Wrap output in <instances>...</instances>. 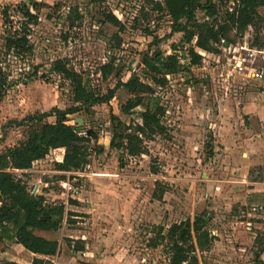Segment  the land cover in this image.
<instances>
[{
	"label": "rangeland",
	"instance_id": "374dc122",
	"mask_svg": "<svg viewBox=\"0 0 264 264\" xmlns=\"http://www.w3.org/2000/svg\"><path fill=\"white\" fill-rule=\"evenodd\" d=\"M21 1L0 0L1 66L7 75L0 98V154L30 131L31 124L17 126L13 120L81 104L74 100L69 81L51 70L56 59H65L101 95L115 86L117 72L123 80L134 71L150 81L139 63L141 51L160 48L164 55L175 52L184 57L182 63L188 62L191 45L183 43L182 33L170 34V16L154 11L151 0H37L31 9L37 20L28 25L31 49L6 52L7 32L21 33L27 20L14 9ZM257 8L263 19L246 32L253 37L257 33L264 47V5ZM6 11L12 31L3 25ZM196 19H204L202 10L196 11ZM116 34L122 38L119 46ZM110 59L115 60L114 72L103 78L100 66ZM216 59L208 53L199 67L170 74L163 87L154 86L165 108V132L145 141L144 154L129 156L109 147L111 113L127 121L138 119L136 113L128 116L120 110L130 97L125 89L118 88L109 103L68 115L69 124L82 119L80 130L91 129L97 139L90 141L83 175H76L79 199L70 198L67 204L77 214L76 222L58 230L63 243L58 258L64 264H168L166 245L152 247L150 239L160 226L165 231L201 213L209 217L213 238L205 249H196L200 264H264V97L237 79L225 91L221 58L220 64ZM44 121L53 122L55 116ZM63 152L50 150L16 175L28 188L47 181L46 198L64 201L62 173L54 170ZM64 175L72 180L73 174ZM68 239L84 240L87 255L72 252Z\"/></svg>",
	"mask_w": 264,
	"mask_h": 264
},
{
	"label": "trees",
	"instance_id": "16d2710c",
	"mask_svg": "<svg viewBox=\"0 0 264 264\" xmlns=\"http://www.w3.org/2000/svg\"><path fill=\"white\" fill-rule=\"evenodd\" d=\"M228 0H151L152 9L156 12H167L172 21L171 32L182 33L183 43L190 44L187 51V63H182L181 54L175 52L164 55L160 48L153 52L149 50L139 53V63L145 67V73L150 79L147 81L134 71L129 78L123 80L116 73L118 80L106 94H97L87 80H82L79 74L68 65L65 59L53 61L51 70L69 81L73 86L74 100L81 104L66 109L51 108L49 111L27 115L21 120H13L17 126L31 124L27 138L18 145L8 146L0 154V232L1 239H17L27 250L32 252L31 264H53L49 257L55 256L59 250V243L35 233V230L58 231L64 221L75 223L73 218L77 214L68 209L63 201H48L43 193L32 194L27 182L18 177L13 169L26 170L32 164L43 159L50 150L64 148L62 159L54 162V170L70 172L83 170L89 162L90 141L97 139V133L88 136L80 130V126L69 124L68 115L82 109L87 110L95 104L109 103L118 88L125 89L130 97L120 106L123 114L131 116L137 114L138 119H122L117 114H110L111 138L109 147L122 151L125 155L137 156L146 153L145 141L165 132L162 117L165 108L156 96L155 88L163 87L170 74L189 71L192 67H199L203 56L198 49L206 52H218L220 38L231 40L232 32L242 34L248 26H253L263 18L257 5H264V0H238V11L231 13L220 7ZM37 0H22L15 11L20 12L27 20L23 22L22 32L13 30V21L9 13H3V25L12 32H7L5 38L6 52L22 54L31 49L28 44V25L37 20L32 8L37 7ZM225 7V6H224ZM204 12V19H196V11ZM108 20L124 30V24L114 15L108 14ZM116 46L121 43V37L116 34ZM258 43V37L255 38ZM176 50V48H173ZM2 50L0 49V98L7 85V75L1 66ZM115 60L110 59L100 66L103 78L114 72ZM141 107L142 110L136 109ZM55 116V121L47 122L45 118ZM103 147L98 149L102 151ZM23 173V172H22ZM65 179V175H59ZM75 200V199H73ZM75 203V201H71ZM209 217L205 213L198 214L191 221L189 218L171 224L165 231L158 228L156 236L150 239V246L157 247L165 244L168 251V264H200L196 249L203 250L211 244L212 234L207 229ZM72 252L84 249V240L68 239ZM73 242V244L71 243ZM0 264H18L15 261H3Z\"/></svg>",
	"mask_w": 264,
	"mask_h": 264
},
{
	"label": "built area",
	"instance_id": "2783aa9c",
	"mask_svg": "<svg viewBox=\"0 0 264 264\" xmlns=\"http://www.w3.org/2000/svg\"><path fill=\"white\" fill-rule=\"evenodd\" d=\"M239 5L240 3L238 0H228L225 5V10L236 14ZM249 27L251 26H248V28ZM246 30L242 34H237L233 31L232 39L229 41H227L225 37H221L218 52L205 51L204 54H200L205 57L209 53L213 59L217 57L216 60L219 64L221 58L222 68L219 76L221 77L225 91H229L233 86V82L237 79L244 84H252L259 91V94L264 97V47L259 46V42L255 43V38L258 37L257 33L253 37L252 34L246 32ZM211 76L212 74L210 77ZM13 171L16 174L18 172L22 173V171L18 169H13ZM80 171L81 170L64 172V174H73L72 180H70V176H67L60 182V186L63 189L62 194L65 196L63 202L66 206L70 198L75 200L79 199L80 190L75 179L76 175H83ZM29 191L32 194L37 193L34 187L29 188ZM76 217L77 216H74L73 218ZM81 253L83 256L87 255L85 250L81 251Z\"/></svg>",
	"mask_w": 264,
	"mask_h": 264
},
{
	"label": "crops",
	"instance_id": "0c3cea01",
	"mask_svg": "<svg viewBox=\"0 0 264 264\" xmlns=\"http://www.w3.org/2000/svg\"><path fill=\"white\" fill-rule=\"evenodd\" d=\"M258 6H261V5H257L256 7H258ZM198 51L201 54H204V52H205L204 50H201V49H199ZM56 149H64V148H56ZM61 159H58L57 161H60ZM26 170H28V169H26ZM26 170H23V171H26ZM57 172H59V171H57ZM59 173H62V172H59ZM63 174H64V172L61 175H63ZM46 185H48L47 181H45L44 183L43 182L41 183V181L39 180L38 182H35L34 188L36 189L37 193H43L44 194V192L46 190H44L43 187ZM42 189H43V191H42ZM64 222L65 223H63V226L65 224H67V225L74 224V223H67L66 220ZM63 226H62V228H63ZM62 228L59 230H63ZM35 233L40 235V236L49 238V239L57 240L59 243L58 253L61 250V248L63 247L62 234H58V231L35 230ZM54 233H56L57 235L54 236ZM59 233H61V232H59ZM83 250H85V245H84V249H82L78 252H81ZM58 253L55 256H52L49 258L51 259L52 262L54 261L53 264H64V262L59 260ZM33 256H34V254L32 252H30L29 250H27L21 243H19L16 238L13 240H8L5 238L1 239V232H0V263L8 260V261H15L18 264H31V260H32ZM53 258H54V260H53Z\"/></svg>",
	"mask_w": 264,
	"mask_h": 264
},
{
	"label": "water",
	"instance_id": "95a60500",
	"mask_svg": "<svg viewBox=\"0 0 264 264\" xmlns=\"http://www.w3.org/2000/svg\"><path fill=\"white\" fill-rule=\"evenodd\" d=\"M183 54H184V52H183ZM75 122L78 123V124H81L82 123V119L77 118ZM91 132H92L91 129H88L87 130V135L89 136Z\"/></svg>",
	"mask_w": 264,
	"mask_h": 264
}]
</instances>
